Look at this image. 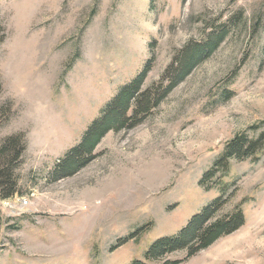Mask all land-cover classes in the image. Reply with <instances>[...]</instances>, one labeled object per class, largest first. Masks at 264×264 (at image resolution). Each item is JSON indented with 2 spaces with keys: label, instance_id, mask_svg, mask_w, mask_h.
Wrapping results in <instances>:
<instances>
[{
  "label": "rangeland",
  "instance_id": "374dc122",
  "mask_svg": "<svg viewBox=\"0 0 264 264\" xmlns=\"http://www.w3.org/2000/svg\"><path fill=\"white\" fill-rule=\"evenodd\" d=\"M224 28L142 124L109 132L79 170L54 176L148 62L141 90L159 98L179 55ZM239 133L264 134V0H0V144H25L18 160L19 148L0 159L16 180L1 199L0 176V264H264V152L231 159L224 179L220 215L241 206L242 228L192 257L146 259L220 197L200 182Z\"/></svg>",
  "mask_w": 264,
  "mask_h": 264
},
{
  "label": "trees",
  "instance_id": "16d2710c",
  "mask_svg": "<svg viewBox=\"0 0 264 264\" xmlns=\"http://www.w3.org/2000/svg\"><path fill=\"white\" fill-rule=\"evenodd\" d=\"M185 1V0H184ZM228 35L224 28L217 32L211 43L205 46H195L182 52L179 57L181 68L177 73V78L169 86V89L161 93L158 98L154 95L156 90L142 91V86L148 76L150 64L148 62L144 70L129 84L125 85L111 103L103 110L102 114L94 120L83 135L82 141L76 147L69 150L62 159L61 164L55 169L54 176L63 178L70 176L93 158V153L101 140L111 131H123L131 129L142 124L148 113L160 105L167 94L175 88L183 79L190 74L205 54H211L216 50V46L222 42ZM194 48V49H193ZM190 55V53H192ZM179 57L175 59L176 63ZM176 63H172L163 76V81L168 77ZM163 89V88H160ZM163 90H161L162 92ZM227 95H224V98ZM229 99V97H227ZM130 114V115H129ZM129 115V116H128ZM24 136L16 135L6 138L0 144V159L8 157L7 153L15 151L17 148L15 160H18L24 150ZM264 134L257 138H251L247 133H239L226 143L225 149L215 162L214 166L207 171L200 185L207 191L216 190L220 187V197L212 204L205 207L199 214L195 215L189 224L174 238H162L147 253L146 259H157L167 254L187 251L188 257H192L202 250L208 249L218 240L233 234L245 224V215L238 206L227 215H220L228 204V193L231 185L224 182L229 174L230 160H246L250 157H257L264 152L262 142ZM0 176L9 190L2 192L1 199H10L16 193V180L13 178L12 169H0ZM135 264H145L136 262ZM173 264H179L175 262Z\"/></svg>",
  "mask_w": 264,
  "mask_h": 264
}]
</instances>
